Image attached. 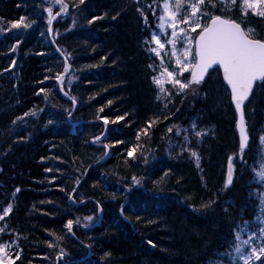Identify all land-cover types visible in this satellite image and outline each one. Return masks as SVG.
<instances>
[{"label": "trees", "instance_id": "obj_1", "mask_svg": "<svg viewBox=\"0 0 264 264\" xmlns=\"http://www.w3.org/2000/svg\"><path fill=\"white\" fill-rule=\"evenodd\" d=\"M65 2L69 4L68 13L54 21L52 39L56 43H51L47 13L43 11L48 6L47 0H0V6L7 7L6 10L0 7V29H4L0 31V209L13 204V212L0 223V228L5 229L0 234V242L19 237L23 252L17 264H55L56 254L46 245V241L54 239L49 232L65 235L67 220L79 217L82 223L74 228L75 236L67 235L61 244L67 253L64 259L69 262L86 257L90 245L91 256L76 264H228L227 258L221 262L214 254L229 250L236 225L255 219L260 207L257 193H264V184L254 182L251 167L237 164L233 185L229 189L224 187L227 157L237 150L238 136L236 115L220 73L211 72L194 105L191 99L181 103L176 97L169 109L175 112L179 108L180 111L175 112L171 120L160 122L164 127L179 126L180 129L188 128L193 121L199 128L205 124L214 126L215 132L201 143L193 139L192 147L201 156L200 168L190 154L180 155L179 147L170 149V141L173 145L183 142L185 133L177 136L176 128L173 133L167 132L168 141L151 130L150 147L144 152L147 163L143 159L133 160L126 155V148L136 142L135 136L130 137L128 132L130 118L133 115L135 123V116H139L141 109L149 112L157 92L152 76L158 73L148 67L154 61L157 65V61L154 54L150 58L144 44L151 33L145 29L136 10L144 8L150 24L156 29L159 21L147 9L152 0H139V4L136 0L118 3L117 0H85L78 8L73 5L79 0ZM117 5L124 11H116ZM96 9L100 13L89 16ZM108 9L115 14V19L107 14ZM58 10L59 6L53 9L54 12ZM22 16L35 23L26 30L11 29V22ZM93 17L101 19L89 24ZM108 19L116 25L114 33L105 29ZM248 24L264 35V21L260 18L250 16ZM86 39L92 41L83 46ZM53 45L66 54L71 53L69 75L74 73L77 78L70 86V95L78 102L71 121L86 122L78 126L67 122L66 109H73V105L68 98H63L54 79L57 72L63 71V59ZM126 48L146 52L147 62L136 65L139 72L127 68L125 61L134 54L129 53L123 59ZM104 50L116 63L112 72L103 67L109 62L108 58L100 56ZM29 59L36 61L41 78L34 73ZM121 61L123 63H118ZM89 62L101 66V71L84 73L82 67ZM135 73L142 77L143 83ZM46 76L50 78L46 80ZM119 86L127 94L126 104L121 109L116 106L120 98L116 99L115 90ZM41 87L48 90L47 99L44 93L37 94ZM144 89H148L150 97ZM65 91H69L67 82ZM186 104L187 107H183ZM100 108L104 109L103 113L99 112ZM30 110L36 111V115H29L24 122L12 123ZM156 110L159 114H169L162 101ZM125 113H128L126 122L110 123L108 139L103 141L108 145L117 140L124 143L118 144L107 161L91 171L80 186L75 202L89 201L80 207L73 206L68 197L76 181L70 175L80 179L92 162L104 158V148L95 149L90 144L93 136L104 132L99 117L107 116L111 121ZM245 116L251 137L246 159L248 165L258 168L259 136L264 135V86L259 83L245 106ZM49 119L52 124H48ZM60 140L65 141L66 147L71 143L85 148L77 153L75 164L53 150L45 153L51 143ZM72 148L77 150L78 147ZM136 155H140L139 151ZM21 157L24 160L18 164ZM217 165H220V176L214 169ZM48 168L52 171H46ZM189 168L194 172L192 178L187 179L184 189L177 190L179 183L185 184L182 177ZM133 176L143 178L140 185L133 184ZM16 188H20V192L13 196ZM211 199L216 203L203 208L202 205ZM97 202L102 208L100 224L84 230L85 216L98 217ZM165 210L169 213L168 221ZM181 212L186 216L182 218ZM159 221L164 226H157ZM179 226L183 227L178 229L179 235L175 238L163 231ZM117 238L120 243L116 241L114 245L113 240Z\"/></svg>", "mask_w": 264, "mask_h": 264}, {"label": "snow or ice", "instance_id": "obj_2", "mask_svg": "<svg viewBox=\"0 0 264 264\" xmlns=\"http://www.w3.org/2000/svg\"><path fill=\"white\" fill-rule=\"evenodd\" d=\"M48 6L43 9L47 13V31L53 33V22L57 17L67 15L69 4L65 0H47ZM139 4V0H136ZM85 0H79L78 4L73 5L79 7L84 5ZM155 5V7L153 6ZM59 6L58 11H53L54 7ZM148 12L159 21L156 25L157 31L149 22V15L144 8L137 7V11L143 19L146 30L150 31V38L146 37L144 44L147 46L146 51L150 54V58L159 59V70L155 61L148 65L153 70L152 82L156 86V99L163 102L164 109L169 114L163 112L160 116L151 118L147 121L145 127L139 129L135 134V143L131 147L126 148V155L133 159H143L147 163V156L144 152L150 145L151 129L154 125L163 120H171L175 112L180 109L176 108L175 112L169 109V105L175 104L176 97H182L184 100L189 95L195 97L202 85L206 83V77L211 76V72H222V81L230 90V100L235 106L237 119L235 127L238 132V148L227 157V176L225 188L233 185L234 176L237 170V164L241 167H251L254 173V182L264 184V135L259 136L260 156L258 159V168L255 165H248L246 159V150L250 145L249 126L245 116V102L253 93L254 86L259 82L260 86H264V35H261L254 27L249 26V17H258L264 21V0H152L147 5ZM219 13V14H217ZM237 13L239 15L237 16ZM101 17H93L89 24ZM115 19V17H113ZM35 21L29 22L28 18L20 17L18 20L11 22V29H29ZM75 25V20H73ZM170 30V32H169ZM4 31V29H0ZM58 34V33H57ZM43 35V33H41ZM20 41H17L19 44ZM53 43H56L53 40ZM179 45V46H178ZM170 46V48H169ZM15 51V48L12 49ZM57 52L64 57L63 71L57 72L54 76L55 81L59 85V92L63 93L73 105V109H66L69 120L72 117L75 105L78 103L74 96L70 95V86L77 77L71 73L72 64L69 63L71 53H65L57 47ZM163 54V55H162ZM168 58L165 62L164 57ZM103 59H107L104 57ZM13 65L15 61L12 62ZM51 71V69H49ZM66 77H68L66 81ZM50 77H45L49 79ZM69 86V91H65V85ZM40 93L45 94V99L49 94L44 87L39 89ZM183 100L181 101V103ZM109 104L112 101L108 102ZM99 112L103 113L104 109L100 108ZM29 115L35 116L36 111L30 110L24 112L22 116L16 117L12 123L24 122ZM128 113L118 115L114 120L107 116L99 117L104 125V132L95 136L92 143L103 144L108 139L110 123L117 124L121 121L126 122ZM53 121L49 119L48 124ZM176 128V135L181 132L185 133L183 142L173 145L170 141L169 147L180 148V155L184 153L190 154L196 160V167L200 168L201 156L196 148L192 147L193 139L199 144L208 132L198 127V123L193 121L188 128L180 129L179 126L167 128L168 133H173ZM117 144L124 141L117 140ZM113 145L103 144L104 156L110 154V148ZM140 155L137 157V152ZM91 167V166H89ZM46 171L51 172L48 168ZM142 177H132L134 185H140ZM80 181L76 180L79 187ZM76 191V188L72 190ZM20 192V188H16L13 196ZM259 198V212L255 219L251 222L244 220L241 224L236 225L233 233V239L229 242V250L218 252L214 255L219 261L227 258L228 264H264V193H257ZM73 199L71 195L68 197ZM83 203V201H81ZM216 203L215 199L209 200L202 205L203 208H209ZM99 207V202H97ZM102 212V208L100 209ZM13 212V204L9 203L3 208L0 214V221L10 216ZM124 207H121V215H123ZM228 212V208H225ZM98 217L88 215L83 218V227H90ZM139 219V217H137ZM82 223L78 217L75 220H67L64 228L67 230L65 235H59L55 232H49L54 239L46 241L49 249L55 252V264H70L64 259L67 255L65 249L61 247L67 235L75 236L74 228ZM48 231V230H46ZM5 232L4 228H0V234ZM16 240L0 242V264H17L21 259L23 249ZM152 244V241H148ZM155 247V245H152ZM91 247L90 245L88 246ZM13 249H16L15 251Z\"/></svg>", "mask_w": 264, "mask_h": 264}, {"label": "bare ground", "instance_id": "obj_3", "mask_svg": "<svg viewBox=\"0 0 264 264\" xmlns=\"http://www.w3.org/2000/svg\"><path fill=\"white\" fill-rule=\"evenodd\" d=\"M104 2L106 1V0H103ZM120 1H122V0H117V3L118 2H120ZM0 7H2V9H4V10H6V8L7 7H5L4 5L3 6H0ZM122 7L120 6V5H117V7L115 8V10L116 11H120V12H123L124 11V9H121ZM91 8H87L86 10H90ZM121 9V10H120ZM98 13H100V10H98V9H96V11H93V12H91L90 13V15L89 16H92V15H95V14H98ZM107 14H109L110 16H113V17H115V14H113V12H111L109 9H108V12H107ZM70 23H71V21H70ZM105 29L108 31V32H111V33H114L115 31H116V25L112 22V20L111 19H108V22H107V25L105 26ZM50 40V42H51V39H49ZM86 40H88V39H86ZM92 40H88V41H85L84 43H83V46L87 43V42H91ZM54 46V45H53ZM108 47L110 46V44H108L107 45ZM54 48H55V46H54ZM55 51H56V48H55ZM109 51H110V49H109ZM126 52H125V55L123 56V59H125V57H126V55L127 54H129V53H133L134 54V57H132V58H130L129 60H127V61H125L126 63H127V68L129 69L130 68V70L132 71L133 70V72H134V70H137V64H144V63H146L147 62V60H148V56H147V54H146V52L143 50V49H138V48H126V50H125ZM57 52V51H56ZM57 54L59 55V56H62V55H60V53L59 52H57ZM100 56H103V57H107L108 59H109V62L108 63H106L103 67L104 68H106L108 71H114L113 69H115V67H116V63L115 62H113V60L111 59V55H110V53L109 52H107V51H101L100 52ZM29 63H30V65H31V67H32V69L34 70V73L39 77V78H41V73H40V71H39V69H38V66H37V63H36V61L35 60H33V59H29ZM118 63H123L122 61L121 62H118ZM124 65V64H123ZM135 65V66H134ZM101 66H99V65H97V64H94V63H92V62H89L87 65H85V66H83L82 67V71L84 72V73H94V74H97V72H100L101 71ZM130 70H129V72H130ZM138 71V70H137ZM139 72V71H138ZM142 74L144 73V71L143 72H141ZM140 73V74H141ZM135 77H137V79L139 80V81H141L142 83H143V81H142V77H138L137 75H136V73H135ZM145 90V89H144ZM117 93H118V95L116 96V99L117 98H120V100H119V103H117L116 104V106L118 107V108H122L123 107V105H125L126 103H124V102H126V92L125 91H123V88L122 87H117L116 88V90H115ZM146 91V93H148V95H149V97H150V94H149V91H148V89L147 90H145ZM136 96H138V94H135ZM157 95V92L155 91V95H153V97H154V101H155V104H154V106H150V111L149 112H147L146 110H144V109H141L140 110V114H139V116L138 115H136L135 116V118L137 119L136 121H135V123H133V115L131 116V118H130V124H128V127H130V129H129V135H130V137H133V136H135V134H136V132L139 130V129H141V128H143V127H145L146 126V124H147V121L149 120V119H151V118H155L156 116H160L161 114H159V112H157V110H156V107L159 105V103L161 102V101H158L157 99H156V96ZM153 97H151L152 98V100H153ZM151 98H150V100H151ZM76 107H77V104L75 105V107H74V110H73V112L76 110ZM73 115V114H72ZM102 122V121H101ZM133 123V124H132ZM166 128V129H165ZM167 128H168V126L167 127H164V124H162V123H158V124H156V125H154L153 126V128L151 129L152 130V132L153 133H155L156 135H159L161 138L162 137H164L165 138V140L166 141H168V136H167ZM205 129V130H209V132H208V134H207V136H205V137H208L209 135H211V134H213L214 132H215V128H214V126H212L211 124H205L204 126H202V127H200V129ZM183 133V132H182ZM114 135V134H113ZM96 136V135H95ZM95 136H93V137H95ZM204 137V138H205ZM113 139H114V137H113ZM64 141V140H63ZM62 140H60V141H58V142H54V143H51L49 146H48V148H47V150L45 151V153L46 152H48V151H50V150H53L54 152H55V154L56 155H58L59 157H66V158H68L69 160H70V162L72 163V164H75V161H74V158L77 156V153H81L85 148H82L81 147V145L80 144H68V146L66 147L65 145H64V142H63ZM90 142V141H89ZM148 143L150 144V142L148 141ZM90 144H91V146H93V147H95V149H98V148H101V147H103V144H105V143H103V144H100V143H96V144H94V143H92V141L90 142ZM111 145H113L111 148H110V153L112 152V150L113 149H116L117 147H118V144L115 142V143H113V144H111ZM75 146H77L78 148H77V150H75V149H73L72 147H75ZM77 151V152H76ZM24 160V158L23 157H21V158H19L18 159V164H20L22 161ZM99 165H100V161H95V162H92L89 166H91V167H87L86 169H85V171H84V173L82 174V176H81V178L79 179V181H80V184H79V187H77V185L75 184L74 185V187H73V189L74 188H76V191L75 192H71V196H73L74 195V193H77L78 192V190H79V188H80V185H81V183H82V180L87 176V175H89L90 174V172L91 171H93L94 169H96V168H98L99 167ZM184 166V165H183ZM214 169H215V171L218 173L217 175L218 176H220V165H217L216 167H214ZM186 171L183 173V177H182V180L185 182V184L183 185V184H178L177 185V190H182V189H184L185 187H186V185H187V179L188 178H192V176H193V170L191 169V168H189V169H185ZM150 171H151V169H150ZM188 174V177L186 178V175ZM70 178L73 180V181H76L78 178L75 176V175H73V174H71L70 175ZM219 184H220V180H219ZM225 187V186H224ZM230 188V187H229ZM229 188H225V189H229ZM171 193H173V192H171ZM169 194H170V192H169ZM174 194V193H173ZM83 201H85V200H83ZM175 214H177V211H173ZM183 215H182V218L184 217V216H186V213H184V212H181ZM164 216H165V218H166V220L168 221L169 220V213H168V211L167 210H165V212H164ZM174 216V215H173ZM194 222V221H193ZM192 222V223H193ZM194 224V223H193ZM156 225L157 226H160V227H162V226H164L163 225V223H160V221H159V223H156ZM171 226H174L173 224H171ZM183 226H179L177 229H172V228H165L163 231L166 233V235H168L169 237H172V238H175V237H178V233H179V231H178V229H180V228H182ZM176 228V227H175ZM116 241H119V243H120V239H116V240H113V242H114V245L116 244Z\"/></svg>", "mask_w": 264, "mask_h": 264}, {"label": "rangeland", "instance_id": "obj_4", "mask_svg": "<svg viewBox=\"0 0 264 264\" xmlns=\"http://www.w3.org/2000/svg\"><path fill=\"white\" fill-rule=\"evenodd\" d=\"M157 31H159V29H158ZM169 32H170V30H169ZM178 46H179V45H178ZM169 48H170V46H169ZM162 55H163V54H162ZM156 59H157V58H156ZM164 59H165V62L167 63V62H168V58L165 56ZM157 63H158V65L160 64L159 59H157ZM177 98H178V100H181V101L184 100L182 97H177ZM187 99H191V100H192V105H194L195 102H197V100H198V94H197L195 97L189 95ZM185 102H186V100L183 101V103H185ZM183 107H187V104H186V105H183ZM201 129H202V128H201ZM204 130H205V129H204ZM206 131L209 132V130H206ZM137 157H139V156H137ZM133 160L140 161L141 159L137 158V159H133Z\"/></svg>", "mask_w": 264, "mask_h": 264}, {"label": "water", "instance_id": "obj_5", "mask_svg": "<svg viewBox=\"0 0 264 264\" xmlns=\"http://www.w3.org/2000/svg\"><path fill=\"white\" fill-rule=\"evenodd\" d=\"M221 77H222V72H221ZM224 83V82H223ZM259 83V82H258ZM225 86H226V84H225ZM227 87V86H226ZM255 87V86H254ZM229 90V89H228ZM229 92H230V90H229ZM62 95H63V93H62ZM251 97V96H250ZM250 97H249V99H250ZM249 101V100H248ZM248 101H246L245 102V105L248 103ZM232 104V103H231ZM232 106H233V108H234V110H235V106H234V104H232ZM237 115V114H236ZM238 118V117H237ZM238 133V132H237ZM102 163V162H101ZM100 163V164H101Z\"/></svg>", "mask_w": 264, "mask_h": 264}]
</instances>
